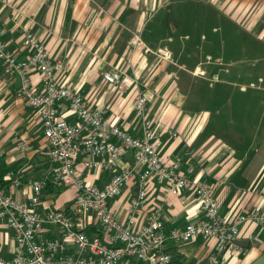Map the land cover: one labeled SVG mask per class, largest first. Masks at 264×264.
<instances>
[{
	"label": "built area",
	"instance_id": "1",
	"mask_svg": "<svg viewBox=\"0 0 264 264\" xmlns=\"http://www.w3.org/2000/svg\"><path fill=\"white\" fill-rule=\"evenodd\" d=\"M6 33V28H0V61L10 74L21 75L18 94L27 106L41 114L52 166L49 173L29 181L31 195L27 200L10 195L0 181V221H5L13 231L16 242L14 257L7 259L0 253V264H173L171 253L165 250L169 241L188 243L203 237L216 241L217 252L223 249L243 252L245 247L236 240L242 238L244 227L255 225L264 231V210L254 209L228 219L220 214L215 187L198 176L195 166L184 168L180 157L171 165L162 161L154 142L155 122L150 116V100L138 78L119 68L103 74L104 80L120 91H133L136 115L143 121V137H135L113 124L107 117L106 107H94L83 94L60 84L58 73L64 70V63L54 60L32 31H27L23 39V48L28 52L25 60L7 48ZM139 42L141 38L133 40L134 44ZM35 71L40 74L39 87L31 80V73ZM64 108L75 116L74 121L61 115ZM169 134L179 136L175 130ZM18 146L24 150L28 141ZM129 150H133L135 166L122 168L104 186L84 177V170L94 175L103 171L113 173ZM139 167H142L140 173ZM137 174V195L131 200L127 220L121 221L113 213L111 201ZM8 178L19 188L22 171H10ZM151 180L165 184L168 194L193 190L204 218L184 228L168 229L162 220L161 208L156 207L148 210L144 222L139 224L148 206ZM50 185L62 189L74 187L76 193L66 207L43 212L40 210L42 197ZM87 215H94L100 221L102 235L86 231ZM48 227H58L60 237H46ZM248 239L250 243L264 246V236L259 233L251 232ZM70 245L75 247L72 252H69ZM204 264H221V259L216 253Z\"/></svg>",
	"mask_w": 264,
	"mask_h": 264
},
{
	"label": "crops",
	"instance_id": "2",
	"mask_svg": "<svg viewBox=\"0 0 264 264\" xmlns=\"http://www.w3.org/2000/svg\"><path fill=\"white\" fill-rule=\"evenodd\" d=\"M179 1L183 2L182 0H0V28L7 29L4 37L7 48L17 53L20 60L28 57V52L23 48V39L27 31H32L46 45L52 58L64 63V70L58 73L60 84L72 87L83 94L92 106L106 107L107 117L113 124L135 137H143V121L136 115L133 91H120L107 83L103 74L107 70L119 68L140 79L138 69L129 64L131 39L133 40L130 31L136 29L141 34V39L147 44L150 43L144 34L150 18L154 17L159 9ZM205 1L217 9H222L228 15L235 12L238 18H245L251 12L252 17L248 22L255 33L264 40V0ZM178 30L179 28H176L173 31ZM164 40L165 38H160L156 43H162ZM139 55L140 53L137 52L134 61H138ZM152 79L154 80L155 76ZM31 80L35 87L40 86L41 78L37 71L31 73ZM21 86V75L10 74L5 64L0 61V181L10 195L27 200L31 195L29 181L49 173L52 163L41 114L38 110L27 106L18 94ZM61 115L71 121L75 120V116L67 108L61 111ZM171 120L172 117L166 115L160 121L154 120V142L166 165H171L177 157H180L183 159L184 168L195 166L198 176L215 187V194L220 203V214L228 219L254 209L264 210L262 207H257L250 199L238 201V193L235 191L238 184L236 181L231 183L232 174L235 173L234 168L246 162L241 158L249 157L246 158L244 155L240 157V161L238 159L231 163V168L225 170L224 174L223 171L217 170L220 163L216 165L213 162L214 158L218 157L212 153L213 151L198 157V151L194 147L196 134L190 139L184 135L188 121L183 123L182 116L175 118L174 123ZM170 130L177 131L179 136L177 138L171 136ZM24 140L28 141V147L22 150L18 145ZM203 158L210 159L209 162L205 159V167ZM133 166H135L134 153L129 150L113 173L103 171L94 175L87 170L83 173L87 181L102 187L116 172ZM80 167L83 168L81 165ZM257 168H259L258 172L264 170L263 165ZM18 170L22 171V184L16 188L9 180L8 174L10 171ZM141 170L142 167H139L138 173ZM138 189L139 174L132 183L125 186L119 196L111 201L113 213L119 220H127L131 200L137 195ZM75 193L74 187L63 188L60 194L52 193L49 189L43 194L40 210L46 212L55 207L64 208L74 198ZM156 207L161 208V217L168 229L184 228L190 222L204 218L200 201L193 190L185 189L179 195L168 194L165 191V184L151 180L148 206L142 212L139 224L144 222L146 212ZM84 221L89 234L102 235V224L94 215H87ZM251 232L264 236V231L260 228L246 225L240 240H249L248 235ZM45 236L56 239L60 237V231L58 227H48ZM215 244V240L207 241L203 237L188 243L172 240L168 242L165 250L171 253L173 264H204L209 256L216 253L221 259V264H251L264 254V246L254 243H250L243 252L227 249L217 252ZM15 248L13 231L5 221H0L1 255L12 259ZM74 248V245H70L69 252Z\"/></svg>",
	"mask_w": 264,
	"mask_h": 264
},
{
	"label": "rangeland",
	"instance_id": "3",
	"mask_svg": "<svg viewBox=\"0 0 264 264\" xmlns=\"http://www.w3.org/2000/svg\"><path fill=\"white\" fill-rule=\"evenodd\" d=\"M182 1L150 18L144 33L150 43L133 44L141 34L130 31L129 64L138 69L151 118L166 115L174 123L182 116L186 138L196 134L198 157L213 151L223 173L249 157L234 168L231 183L238 184V201L264 208V170L257 168L264 166V40L248 22L251 12L238 18L205 0Z\"/></svg>",
	"mask_w": 264,
	"mask_h": 264
},
{
	"label": "water",
	"instance_id": "4",
	"mask_svg": "<svg viewBox=\"0 0 264 264\" xmlns=\"http://www.w3.org/2000/svg\"><path fill=\"white\" fill-rule=\"evenodd\" d=\"M234 135H237L235 132H234ZM133 151V150H132ZM236 243L247 248L249 247L250 245V240H236ZM251 264H264V254L261 255L260 257H258L256 260H254Z\"/></svg>",
	"mask_w": 264,
	"mask_h": 264
},
{
	"label": "trees",
	"instance_id": "5",
	"mask_svg": "<svg viewBox=\"0 0 264 264\" xmlns=\"http://www.w3.org/2000/svg\"><path fill=\"white\" fill-rule=\"evenodd\" d=\"M50 192L55 193V194H60L62 192V188H56L54 185H50L49 187Z\"/></svg>",
	"mask_w": 264,
	"mask_h": 264
},
{
	"label": "bare ground",
	"instance_id": "6",
	"mask_svg": "<svg viewBox=\"0 0 264 264\" xmlns=\"http://www.w3.org/2000/svg\"><path fill=\"white\" fill-rule=\"evenodd\" d=\"M203 73V72H202Z\"/></svg>",
	"mask_w": 264,
	"mask_h": 264
}]
</instances>
